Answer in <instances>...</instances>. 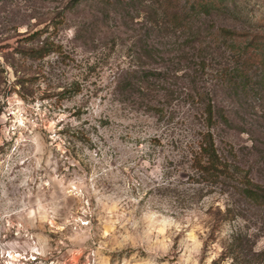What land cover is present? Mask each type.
<instances>
[{"label": "rangeland", "instance_id": "obj_1", "mask_svg": "<svg viewBox=\"0 0 264 264\" xmlns=\"http://www.w3.org/2000/svg\"><path fill=\"white\" fill-rule=\"evenodd\" d=\"M226 2L216 24L264 36V0ZM63 5L0 0V264H241L226 254L240 227L253 234L254 250L264 249L252 212L249 221L216 224V210L231 201L192 177L191 151L205 129L202 107L189 97L197 93L193 73H177L163 115L119 88L123 73L141 64L136 37L151 2L127 8L126 18L111 11L94 27L100 6L84 3L54 34ZM41 28L64 56L16 52L35 45L22 40ZM157 36L150 33L168 56L181 55L184 45L175 48L185 37ZM260 78L252 74L243 99L233 89L215 92L231 122L214 132L219 151L234 149L242 168L264 182Z\"/></svg>", "mask_w": 264, "mask_h": 264}, {"label": "trees", "instance_id": "obj_2", "mask_svg": "<svg viewBox=\"0 0 264 264\" xmlns=\"http://www.w3.org/2000/svg\"><path fill=\"white\" fill-rule=\"evenodd\" d=\"M145 1L151 2L153 13L150 19L144 20L136 37L138 46L145 53L140 54L141 64L123 73L119 88L128 91L125 92L128 98H145L148 111L163 115L165 103L174 97L172 80L177 73H193L189 81L190 91L197 93L189 97L201 105L205 129L191 151L192 177L197 183L218 188L231 201L232 206L224 212L221 208L216 210V224L238 216L249 221L252 212L257 231L264 234V182L255 178L251 169L242 168L234 149L229 155L222 154L214 132L220 123L231 122L226 109L216 104L215 92L218 89H233L236 96L243 99L247 96L245 91L251 83L252 74L261 76L260 84L264 86V36L244 28L216 24L214 18L229 11L226 0H63L64 5L57 12L58 20L54 22V34L61 24L67 22L68 14L84 3L100 6L91 20L94 27L111 19V11L126 18L122 13L127 8ZM86 24L89 30L91 24ZM166 30L172 31L175 37H185L180 47L175 48L181 49L184 45L181 55L175 60L166 54L167 50L160 48L162 42L150 39V33H156L161 35L157 36L161 40ZM48 31L41 28L27 35L22 41L36 44L20 47L16 52L31 59H43L52 53L64 56L63 45L51 39V32L48 34ZM221 48L223 51L217 53ZM216 53L221 55L218 56L220 59L214 56ZM143 56L148 58L147 61L142 60ZM207 71L211 77L202 80V86L200 81L208 74ZM136 88L140 92H132ZM252 237L247 228L240 227L226 246V254L229 253L228 256L241 264H264V249L254 250Z\"/></svg>", "mask_w": 264, "mask_h": 264}]
</instances>
